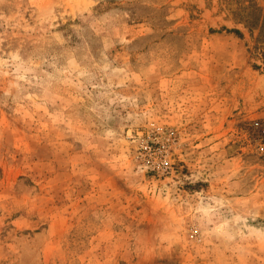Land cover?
<instances>
[{"label": "rangeland", "instance_id": "obj_1", "mask_svg": "<svg viewBox=\"0 0 264 264\" xmlns=\"http://www.w3.org/2000/svg\"><path fill=\"white\" fill-rule=\"evenodd\" d=\"M264 0H0V264H264Z\"/></svg>", "mask_w": 264, "mask_h": 264}, {"label": "built area", "instance_id": "obj_2", "mask_svg": "<svg viewBox=\"0 0 264 264\" xmlns=\"http://www.w3.org/2000/svg\"><path fill=\"white\" fill-rule=\"evenodd\" d=\"M260 150H261V151H264V146H261V147H260Z\"/></svg>", "mask_w": 264, "mask_h": 264}]
</instances>
